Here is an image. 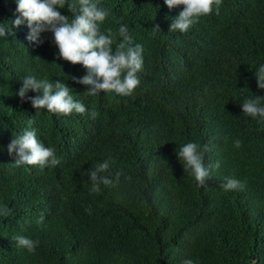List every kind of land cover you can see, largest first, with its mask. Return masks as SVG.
I'll return each mask as SVG.
<instances>
[{
  "label": "trees",
  "instance_id": "16d2710c",
  "mask_svg": "<svg viewBox=\"0 0 264 264\" xmlns=\"http://www.w3.org/2000/svg\"><path fill=\"white\" fill-rule=\"evenodd\" d=\"M99 4L109 10L100 31L117 33L113 49L121 25L143 49L129 96L87 95L71 79L86 69L58 57L51 32L39 45L26 39V23L0 37V207L12 209L0 218V264H264V123L241 108L264 97L255 78L264 65V0H222L219 15L183 33L169 29L183 6ZM17 16L15 0H0V23L11 27ZM27 75L65 83L85 113L33 108L27 97L38 92L16 94ZM27 128L59 165H15L7 146ZM188 142L208 146L205 166L219 161L204 186L178 159ZM105 161V175L122 173L119 183L92 193L90 173ZM226 177L245 188L225 191ZM18 236L39 241L35 252Z\"/></svg>",
  "mask_w": 264,
  "mask_h": 264
},
{
  "label": "clouds",
  "instance_id": "9594fccd",
  "mask_svg": "<svg viewBox=\"0 0 264 264\" xmlns=\"http://www.w3.org/2000/svg\"><path fill=\"white\" fill-rule=\"evenodd\" d=\"M16 12L19 13L8 24L0 23V37L15 35L13 28H18L26 23L29 29L26 39L34 44H42V33L51 32L53 41L58 49V57L71 64H80L86 69V74L81 77H71L76 83L88 86L86 94L96 96L101 92H114L121 96H129L139 86L140 80L137 73L143 68L142 46H133L132 38L128 35L127 25H121L118 35L121 37L115 49L113 44L117 33L111 29L107 34L102 33L99 24L109 15V10L100 6L99 0H15ZM165 5L172 9L183 6L182 10L172 20L169 29L187 32L192 25L202 16L215 12L219 15L222 0H164ZM60 9H67L72 14L62 15ZM160 29L159 26H155ZM66 75V74H65ZM257 86L264 89V65L255 71ZM22 85L16 93L22 100L26 98L29 90L38 92L33 97H27L35 109H47L57 115H69L73 112L83 114L85 106L74 99L71 88L60 80L50 82L47 79H36L27 75L22 80ZM262 96L246 98L241 103L243 114L252 118H259L264 123V106L261 105ZM96 112L91 116L95 118ZM234 146L241 147V141L235 140ZM9 155L15 151L17 166L29 165L57 166L60 160L55 152L37 138L35 129L27 128L11 140L7 146ZM210 151L207 145L188 142L179 148L178 159L183 162L184 171H190L195 181L200 186L205 185L207 179L212 178L211 169H219V161L205 166V153ZM109 173V162L105 161L96 166L90 173L92 193L99 194L100 185L115 186L119 183L121 172L115 173L114 178ZM131 180V177H126ZM222 185L225 191L243 190L245 184L235 178H225ZM91 211L90 209L88 210ZM12 209L0 207V218L10 217ZM44 220L43 215L38 223ZM19 246L29 252H35L39 241L18 236L15 238ZM182 264H194L192 259H185Z\"/></svg>",
  "mask_w": 264,
  "mask_h": 264
}]
</instances>
